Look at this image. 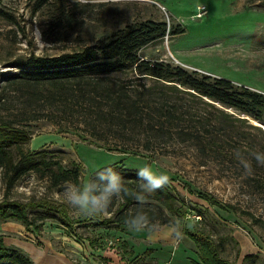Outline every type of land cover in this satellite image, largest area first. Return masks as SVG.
<instances>
[{"label":"rangeland","instance_id":"rangeland-1","mask_svg":"<svg viewBox=\"0 0 264 264\" xmlns=\"http://www.w3.org/2000/svg\"><path fill=\"white\" fill-rule=\"evenodd\" d=\"M40 1L0 0V6L13 12L19 22L12 24L0 17V86L17 72L12 62L31 53L54 55L93 37L108 40L122 27L150 19L166 21L171 32L178 26L184 31L144 48L146 58L171 61L264 93V0H50L52 6L54 2L71 8L79 18V27L65 37L57 34L52 7L32 14ZM19 102L4 114L14 119L21 113ZM74 110L67 115L55 113L63 123L47 117L25 123L34 133L24 148L48 150L69 166L82 164L81 182L103 166L148 165L166 173L167 183L185 198L191 209L187 219L173 215L172 223L153 224L150 232L120 229L103 220L113 214L110 208L117 210L121 197L101 213L83 215L64 202L68 183L54 187L41 173H29L7 194L10 200L27 203L43 198L62 203L79 222L68 230L45 218L38 232L19 221L0 219V241L3 237L7 246L21 249L35 264H196L199 250L187 231H199L213 238L222 257L233 264H264V165H257L250 156L252 151L264 150V122L227 109L247 120L233 123L230 135L223 137L221 153L205 155L180 139L147 150L148 135L142 132L117 135L130 147L116 148L120 140L113 136L108 142L94 139L79 108ZM243 158L251 162L250 171L240 163ZM5 192L0 169V202L8 200ZM29 213L32 218L45 216L36 208ZM176 221L181 222L179 239ZM146 248L156 250L148 256Z\"/></svg>","mask_w":264,"mask_h":264},{"label":"trees","instance_id":"trees-1","mask_svg":"<svg viewBox=\"0 0 264 264\" xmlns=\"http://www.w3.org/2000/svg\"><path fill=\"white\" fill-rule=\"evenodd\" d=\"M45 6L53 9L60 37L79 27V18L71 8L54 2L52 6L50 0H41L32 14ZM0 17L12 24L19 23L16 15L2 6ZM182 31L184 29L178 26L171 32L166 21L148 19L118 29L108 40L93 37L91 41L79 42L72 50L54 55L31 53L12 62L18 70L0 86V169L6 185L4 195L8 199L0 202L3 222L19 221L38 232H42L45 218L54 219L68 230H74L79 222L71 218L67 206L62 203L43 198L22 203L8 198L7 194L17 182L29 173H41L54 187L81 182L82 164L75 162L74 166H69L48 150L24 148L34 133L25 126L27 122L47 117L55 123H63L55 113L67 115L78 107L79 115L85 117L84 125L98 141L108 142L111 136L117 139V135L136 136L142 132L148 135L144 145L147 150L180 139L199 147L205 155L221 153V143L226 140L223 137L230 135L233 123L247 120L227 109L264 122L263 92L142 54L153 42ZM17 100L20 101L17 111L21 113L14 119L7 117L4 113L17 106ZM117 140L121 142L116 148L129 149V142ZM109 167L120 171L129 182L136 183V168L117 163ZM120 197L122 201L117 210L110 208L113 214L103 220L120 229L127 228L125 217L138 209L146 211L153 224L161 225L172 223L173 215L187 219L191 211L185 198L168 183L147 195L144 204L137 203L133 196ZM30 208L43 210L45 216L32 218ZM92 219L95 217H87V220ZM187 233L199 250L196 264H233L222 257L219 244L213 238L199 231ZM155 250L146 248L145 254L150 256ZM0 264L35 262L21 249L7 246L2 237Z\"/></svg>","mask_w":264,"mask_h":264},{"label":"clouds","instance_id":"clouds-1","mask_svg":"<svg viewBox=\"0 0 264 264\" xmlns=\"http://www.w3.org/2000/svg\"><path fill=\"white\" fill-rule=\"evenodd\" d=\"M239 157V153H236ZM257 165H264V150L250 153ZM245 170L250 171L252 164L248 159H240ZM135 181L131 183L115 168L103 166L95 170L85 181L64 186V202L72 210L83 215L103 212L114 198L133 196L139 204L146 202L147 195L162 188L169 177L164 172H156L148 165L135 169ZM125 224L133 232L151 231L153 223L146 211L136 210L125 217ZM176 237H182L181 222L176 221Z\"/></svg>","mask_w":264,"mask_h":264}]
</instances>
